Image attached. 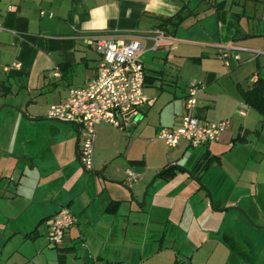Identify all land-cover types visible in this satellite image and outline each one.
I'll list each match as a JSON object with an SVG mask.
<instances>
[{"label":"crops","instance_id":"0c3cea01","mask_svg":"<svg viewBox=\"0 0 264 264\" xmlns=\"http://www.w3.org/2000/svg\"><path fill=\"white\" fill-rule=\"evenodd\" d=\"M182 7L184 20L174 33L168 26L167 41L151 50L161 19ZM0 25V106L14 105L30 118L10 108L0 112V264H58L59 254L65 264H264V229L230 209H243L264 227V117L242 94L250 77L264 79V54L252 53L264 50V2L0 0ZM114 33L142 45L137 58L149 101L119 116L121 129L130 131L122 161H116L122 148L114 140L108 149V125L100 123L93 168L82 172L78 128L45 116L70 89L97 76L101 55L93 40ZM13 63L20 67L4 70ZM167 81L183 82L181 104L177 89L165 92ZM193 82L202 91L188 113L227 120L225 130L193 152L185 143L164 149L151 163L156 132L179 126ZM204 155L218 158L199 177L212 207L174 167L185 162L192 171ZM170 166L173 177L159 178ZM126 170L137 177L132 183ZM61 208L77 222L53 245L49 221Z\"/></svg>","mask_w":264,"mask_h":264},{"label":"built area","instance_id":"2783aa9c","mask_svg":"<svg viewBox=\"0 0 264 264\" xmlns=\"http://www.w3.org/2000/svg\"><path fill=\"white\" fill-rule=\"evenodd\" d=\"M1 29V25H0ZM151 50L167 41L162 30L156 29L151 35ZM94 49L101 55L96 77L84 87L72 88L64 102L51 105L45 118L57 122L70 123L78 128V161L86 171L93 168V148L96 126L100 123L121 127L119 116L128 115L149 101L144 94V70L137 56L142 45L137 40L123 42L117 34L97 35L93 40ZM226 56V50L218 51ZM254 55L264 54V50H252ZM239 59L238 55H235ZM20 67L13 63L5 71ZM254 77L249 82L254 83ZM202 91L200 84L188 85L185 96V109L191 112L196 106V96ZM228 124L227 120L212 123L200 121L188 113L184 115L176 128L159 129L156 137L170 148L181 143L197 148L219 140ZM128 183L137 179L136 175L126 171ZM77 222L68 208H61L49 221L48 239L51 244L61 243L64 232Z\"/></svg>","mask_w":264,"mask_h":264},{"label":"trees","instance_id":"16d2710c","mask_svg":"<svg viewBox=\"0 0 264 264\" xmlns=\"http://www.w3.org/2000/svg\"><path fill=\"white\" fill-rule=\"evenodd\" d=\"M232 2L246 1V0H231ZM264 2V0H261ZM224 5V1L217 4V7H221ZM184 7H182L175 15L161 19V22L158 25V29L162 30L164 34H167L168 26L172 28V33H174L175 29L179 26V24L184 20L186 15H183ZM220 54V53H219ZM144 84L148 82V77L144 75ZM154 79V78H151ZM243 99L245 104L257 110L262 117H264V79H257L251 86L242 92ZM212 160L218 161V158L215 159L204 155L202 159L195 165L192 169V173L199 179L200 175H202L213 162ZM139 163V162H137ZM175 173V169L173 166H170L161 171L158 175L159 178L168 179L173 177ZM118 202H115V205L118 206ZM58 264H65L63 255L59 254Z\"/></svg>","mask_w":264,"mask_h":264},{"label":"rangeland","instance_id":"374dc122","mask_svg":"<svg viewBox=\"0 0 264 264\" xmlns=\"http://www.w3.org/2000/svg\"><path fill=\"white\" fill-rule=\"evenodd\" d=\"M164 86V89H165V92H167V93H169V94H172V90L173 89H177V93H176V96H177V99L179 100L178 102V104H181V92H182V89H183V87H184V85H183V82H181V83H179L178 82V84L176 83L175 85L172 83V82H168L167 81V83H164L163 84ZM152 89L153 90H156V85H155V87H152ZM157 91V90H156ZM0 98H2V97H0ZM176 99V100H177ZM184 104H185V98H184ZM188 114V111L186 110L185 111V115H187ZM108 126H106L107 127V129H104V136H106V137H108L109 138V141L107 140V143H108V149L109 150H112V145L114 144V140H117V144H118V146H119V149H121L122 148V152L120 153V155H118L119 157L117 158V160L116 161H122V159H123V149H124V147H126V145H125V139H127V138H125V136L127 137V136H130V131L129 130H122L121 129V127H115V126H113V125H111V124H107ZM159 131V130H158ZM158 131L156 132V135H157V133H158ZM125 135V136H124ZM94 144L96 145L97 144V131L95 130V139H94ZM105 144V143H104ZM98 145V144H97ZM202 148V147H201ZM154 151H152V153L151 152H149V160H150V162L151 163H156V160H157V158H158V153H160V152H162V150H164V149H169L168 147H166L165 146V144L162 142V141H160V140H155V142H154ZM193 150H194V148H191V147H189L188 148V151L189 152H193ZM198 158L199 157H197V159L195 158V162L198 160ZM112 162V161H111ZM109 164V163H108ZM107 164V165H108ZM112 164L113 165H111V166H115V163L114 162H112ZM182 165H180V166H182V167H184V165H186V163L185 162H183V163H181ZM129 165V164H128ZM189 166L191 165V164H188ZM187 165V166H188ZM186 168V167H185ZM80 169L82 170V172H83V168H81L80 167ZM127 171V170H126ZM203 175L204 174H202V176L201 177H203ZM202 184L204 185V186H206L203 182H202ZM206 189H207V187H206ZM208 191H209V193H210V195L212 196V194H211V192H210V190L209 189H207ZM207 198H208V196H207ZM208 201H209V198H208ZM212 201H213V197H212ZM142 202H143V198H142Z\"/></svg>","mask_w":264,"mask_h":264},{"label":"water","instance_id":"95a60500","mask_svg":"<svg viewBox=\"0 0 264 264\" xmlns=\"http://www.w3.org/2000/svg\"><path fill=\"white\" fill-rule=\"evenodd\" d=\"M3 108H10L14 111H16L17 113H19L21 116H23L25 119L27 120H30L29 117L26 116V114L24 113V111H22L20 108L14 106V105H11V104H2L0 106V112ZM45 120H50V119H45ZM50 121H54V120H50ZM174 167L178 170H181L183 171L188 177H190V179H192L205 193L206 195L208 196L209 198V203L211 205V207L213 206V201H212V196L210 195L209 191L206 189V187L200 182V180L192 173L191 170L189 169H186V168H183L179 165H174ZM96 175H98L101 179L103 180H106V181H109V179H107L106 177H104V175L102 173H97ZM159 175V174H158ZM146 194V193H144ZM145 198V195L143 197V199ZM143 204H144V200H143ZM230 209H234L238 212H240L243 217L248 221L249 224H251L252 226L254 227H257V228H261V229H264V227H260V226H257L255 225L251 219L249 218V216L244 212L243 209L239 208V207H230Z\"/></svg>","mask_w":264,"mask_h":264},{"label":"flooded vegetation","instance_id":"af4514ba","mask_svg":"<svg viewBox=\"0 0 264 264\" xmlns=\"http://www.w3.org/2000/svg\"><path fill=\"white\" fill-rule=\"evenodd\" d=\"M77 155H78V151H77Z\"/></svg>","mask_w":264,"mask_h":264}]
</instances>
